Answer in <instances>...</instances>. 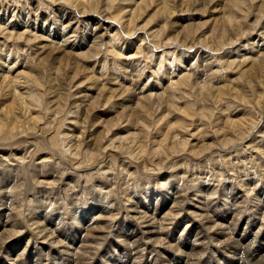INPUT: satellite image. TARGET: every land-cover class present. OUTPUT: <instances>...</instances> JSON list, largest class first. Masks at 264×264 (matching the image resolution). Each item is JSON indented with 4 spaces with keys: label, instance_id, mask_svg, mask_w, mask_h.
Listing matches in <instances>:
<instances>
[{
    "label": "bare ground",
    "instance_id": "1",
    "mask_svg": "<svg viewBox=\"0 0 264 264\" xmlns=\"http://www.w3.org/2000/svg\"><path fill=\"white\" fill-rule=\"evenodd\" d=\"M200 1L37 0L36 2L39 5L47 7L51 6L52 9H54L53 7H61L62 5H64L65 7V5H68L70 7H74L75 13H77L78 15H82L83 17H91L93 13H98L99 16H104L105 18L109 16L107 18V21L111 20V22H107V26H109V24H112L115 25V27H110L107 29L106 33L108 36L106 38V41L102 40L104 34H102V32L100 31H97V28H95L94 31L90 28L92 33L88 32L84 35V38L87 37L88 39L89 37L90 39H93L91 48L94 47V50H96L98 54L102 51L103 48H106L117 58L123 56L126 53V50H137L136 45L131 42L132 39L122 36L121 33H123L124 31L129 36L131 34L134 35L135 33H137V31H143L145 32V35H147L146 32H149L148 36L152 40V42H150L151 44L153 43L156 46L159 43H162L163 38H165L166 42L163 47H170L173 43L177 42L178 46L181 45L179 46L181 49L182 45H184V47L187 46L188 39L192 38L193 42L195 40L196 44H198L200 48H205L206 51H203L204 55L211 54L210 58H212L214 61L219 58L217 60L218 62L215 61L216 65L214 68L215 71L213 73L215 76L221 75L223 67L227 66L228 68L233 69L232 65L227 64V61L224 60L231 54L228 52V50H233V53L236 51V53L238 54L237 56L233 54V57L236 59V61L240 59L241 63L237 68L239 70H236L240 76H243V78L245 75L251 76V72L255 71H257L258 73L260 72L262 73V75H264V64L262 65V63L264 62V43H262V41H254L251 43L248 42L247 44L245 43L243 48H245L246 54L241 56L239 54L242 52V46H238L239 48L235 49V38L233 41L232 32L229 29L230 26L234 27L238 24V26L241 27L242 30V25H239V17H242V14H245L243 12L246 4L248 3V0H222V3L219 2L217 5H214L212 7L213 10L211 8V10L208 9V7L203 8ZM215 1L217 2V0H214V2ZM254 1L256 2L257 0ZM259 1L264 3V0ZM9 2L16 4L22 3L21 0H12ZM29 2L31 4L30 0ZM126 2L130 3L126 4ZM198 2H200L201 5H197ZM209 3H211V1ZM19 7L24 8V10L27 9L23 6ZM191 7L194 9L197 8L201 16L209 13L207 15L208 20L202 22L201 19H199V21L192 22L189 21V19L186 20L188 16L185 17L183 14H181L180 16L182 19L179 18L175 20V17H178L176 16L177 11H189ZM125 8H131V10H127ZM188 8L190 9L187 10ZM258 8L259 12L261 9H264L263 6H259ZM152 10H156L154 16ZM236 11L238 12L236 13ZM245 16L246 18H248L251 16V14L248 13ZM261 17L262 15H259L256 12L254 13V18H256V21L254 29L251 31L256 30L255 28L260 26L259 19ZM18 20L24 22V20L22 19L18 18ZM90 21L82 22L83 24H86V27H88ZM113 21H115V24ZM9 22H7L3 26L0 19V34L6 37V34L9 33L7 38L11 40L15 39L16 43L24 40V35L28 30L22 31V33H16L14 31L15 24L12 29H10V27H12V25L10 24L18 21L15 20L11 23ZM25 24L26 29L31 27V25H29L28 23ZM120 28L122 29L121 31ZM114 31H116V34H113ZM235 32L237 33V31ZM143 35L141 36V41H145L146 37ZM244 35H246V33ZM263 36L262 40L264 39ZM40 37H38V39L36 40L38 41L43 39ZM238 39L236 40L238 41ZM240 40L242 41V39ZM32 41L33 39H27L28 44ZM101 41L104 43H102ZM193 42L190 43V45H193ZM141 46H139L138 48L140 49ZM172 50H174V48ZM172 50L171 52L168 50L166 54L161 53L160 58L157 59V61H160L159 64L162 66L164 63H168L166 65L163 77H161L162 68H153L154 66H152L149 78H153V82L149 83V87H147L148 95L146 96V94L144 93L145 100L142 98L144 94L141 95L142 97H140L139 94H132L134 95L132 98H125V100L123 101V98H121V93L123 91L119 90V88L114 89L112 86H109V88H107V86L104 84H102L103 88H101V85H98V83L102 79V76H98L99 74L91 75L88 69H82L80 66L75 65L74 62V66H71L73 64L72 62L70 64V61L68 62V56L70 57V59H73L77 55L69 54L71 52L65 51V49L61 46H51L50 44H44L40 48H37V50L35 51L36 53L32 57L33 60H36V65L40 68V70H36L32 67L29 68V65H32L33 62L31 60L29 61L28 56V58L25 56H20V45L17 46L16 54H14V57H16L17 59L13 62L11 61L13 53L12 47L11 49H6L3 48V46H0V204L2 206H4L5 202L8 201H10V206L8 205L9 207L14 206L15 202L12 201L13 198L18 197V199H20L19 195H21L20 193H22V189L19 190L18 188L14 190V188L17 185H20L18 180L19 177L17 178V173L19 170L21 171L23 169L24 162L26 160L23 155L21 156V154H23L22 152H17V150L14 151L11 147H16L20 144H26V139H37L36 145L40 143L42 144V142H44L47 146V154H42V161L38 162L39 164L34 165L32 176L36 181V187L32 189L31 192L33 198L28 201V208H34L33 212H35L34 215H32L33 213L30 212L29 215H31L32 218L28 222L30 223V230H32V228L33 230H35L36 238H33L34 240L32 241H34V243H31L30 239H32V236H20L21 241L16 242L15 245L11 244L8 249L5 248L6 250H4V252H6V254L11 257H15L17 261H20V264H42L44 262L46 264H53L54 262H56V264H66V262L69 263V260L67 258L64 259L60 256L62 252L50 253L49 250V252H46L48 248H44V252L38 249L37 236L39 237L43 233H45V235L42 237L43 240L46 241L48 238L51 239L48 247L52 248L61 244L63 245L65 251L67 250V252L63 253H68L71 247L75 246L76 242L82 239V247L85 250V252L83 253L87 254L88 249L84 246V244L88 242L87 235L90 233V231L93 232V230L90 229H98L99 234L101 231H106V235H97V238L92 239L93 241H91L92 243L90 242L91 244H95L96 248L97 246L98 248H100L104 243H106V240L108 239V236L112 230L110 222L114 221L116 217L112 213H110L111 210H108L104 206L99 207L96 204L79 213L80 215H78V219L73 222V226L71 227V233L73 234L72 236H69L64 231H62V229L60 228L62 225L59 224L60 222L56 227L54 225H51V223L49 222V214H47L46 212L47 209L55 208L57 206V199L55 198V195L58 194L61 197V193H63L65 201H67L68 205L71 207L75 205L76 202L78 203L77 196H79L81 190H89V188H91L93 195H98L99 198L101 197V199H99L100 202L107 203L108 200H111L109 204L110 206H114L113 203L117 205L119 202H121L122 205L119 208V211H121L122 208L128 210V204L132 202L134 197H132V194L128 192L127 188L122 193L123 198H117L115 188L117 186L118 180L117 177H112L111 179H109L110 176H113L112 171L115 170V168L112 166V164H109V162L105 164L104 158L107 155L108 158L114 157L113 160L115 162H118V155L120 153L122 154V161L118 166L120 167L119 170H121L120 175L122 176H120V180L122 182L125 180L127 182L128 180H130V177H136L137 174L132 172L133 168H131L130 166L133 165L136 171L138 170L140 174H144L146 178L145 180L148 181L149 178L153 177L157 178V181L154 182L152 186L159 185L160 183L165 188V191L163 192L169 194L172 192V203L174 204V209H169L167 212H165L164 219L159 220L155 215L156 213L148 215L149 211H147L146 207L144 206L145 204L143 205L141 201L134 202L129 205V214H132L126 217L127 219L133 221L134 225L133 222H131L132 225L129 223L127 225L126 232L124 231L123 245H125L127 248L125 247L123 248V250L120 249V260L122 259L123 261L124 258H127L129 262H131L130 264H140L142 258L145 257L144 250L146 248L142 249V247L146 246L147 243L145 242V244L143 242V245H139L140 240H147L148 243H151L150 248H153L155 244H160V246H162L169 243V241L160 242L161 235H159V233L162 232L157 233L155 232V230L160 228L164 231L165 228H167V226H164V223L165 221H168V218H172V220H175L182 211L188 212L192 210V205L189 206V204H187V198H184L181 195V191L184 192L186 190L176 189V191H174L171 187L173 184H179V182H183L185 184V175L189 174V172L186 171L185 168L189 167L190 163L195 164L192 166L190 174V189L193 190V194L191 195L201 196L203 195V193H206L202 198L205 199V197H210L217 194L216 190L214 191L213 189L212 191L209 187L211 181L215 180V174H219L222 172V169L220 168L222 166L221 158L226 159V164H228L229 167L233 169L232 172L230 171L231 173H233V177L231 178L234 179L232 180H234L235 182L238 181L239 186L241 188H245L244 191L248 194V196L253 195V191H255L257 185H253L251 182L245 183L246 180L243 179L239 180L242 177L247 178V176H249L247 175V173H244V165L240 164L242 162H240V160L242 157H246V155H244L245 148L255 151L256 154L260 152L258 154L260 156H264V148L262 149V147L260 146V141L256 142L252 139L255 132L264 131V129H262L264 128V122H262V117H264L263 112L257 115L258 117H256V111L261 108L256 107L255 110L251 109L257 102H254L250 98L249 95L251 94L248 95L241 89V87L236 84V82L238 81L236 79L229 80L228 85H211L212 87L203 85L201 87V90L208 89L210 94L211 92L216 93V95H213L216 105L213 104L214 102L206 103L195 109L192 108V106H190L187 102H181L183 101L181 100L182 97L176 94L177 91L175 93V90L180 86L179 84L187 85L189 83L190 79H186L183 76L181 77L184 70L180 67V65L184 64L183 58L184 56H187L188 53L182 52L177 56L175 54V50L174 52H172ZM213 50L215 51L213 52ZM88 52H86L87 55H89ZM92 52L93 51H91V53ZM32 53L29 55H32ZM148 53H150V50H148L146 54L148 55ZM86 54L85 56H87ZM95 54L96 53H94V55ZM20 57L25 58L22 59L24 61L23 64H21L23 66L21 68H25V70L17 73L16 66L18 62L21 61L19 59ZM89 57L91 58L92 55H90ZM199 58L202 59L203 57L196 56L193 58V60L190 61L188 65L190 67L185 74L189 75V73L192 72V69L196 67L194 66V61ZM203 61H206L207 63V61H209V58L205 57V60ZM193 63L194 65L192 67ZM41 68L48 70L46 77L44 76ZM69 69L73 70L74 72L73 79H76L78 75H85L83 76L82 81L79 80L80 82L78 84L76 83V89L81 90L82 88H84L83 93H81L80 95L76 96V93L72 95L68 92H64V89H62L61 87V83H58V80L55 77L56 75H61L65 78L68 77L69 75H67V72L69 71ZM202 72L204 71L202 70ZM130 73H128L130 74L128 76L126 74V77L124 75V79L132 80L137 72L135 74H132V72L130 71ZM176 73L178 74L177 76L180 77V80H174L175 78L172 75ZM115 80L117 81V78ZM102 82L104 81L102 80ZM73 83L74 82H72V84ZM131 83L133 82L131 81ZM253 84L250 85L252 86ZM92 87H99L100 89L95 88L94 90ZM253 87L256 88L255 86ZM213 88L214 90H212ZM91 90L93 91L91 92ZM97 91L99 92V95L97 94ZM127 92L129 93V90H127ZM257 92L258 91H255L253 92V94L256 93V96L259 97ZM261 96H263V94H261ZM102 100H104V102ZM214 106L216 107L214 108ZM240 107H242V109H239L238 113L236 109ZM69 108H71L70 113L73 114V117L70 119L72 120V126L67 127V129L65 130H62L63 127H61L60 129L55 128V130H52V132L51 129H53V126L50 125L51 121L47 120L48 117L50 120V118H54L52 116H56L57 114L59 115L61 112H66L69 110ZM77 110H80V112ZM234 110H236L237 112L234 113ZM98 111L101 114L96 116L95 113ZM112 114L115 115L111 116ZM96 128L98 129V131H96ZM262 134L264 136V132ZM37 147L38 149L41 148L40 146ZM10 149L11 151H9ZM26 151L23 152L27 154L28 152ZM118 152L120 153L118 154ZM222 153H224L225 155L222 156ZM55 154L58 156L57 160L53 159L56 157L54 156ZM246 154L248 155V153ZM35 155L36 153H34L33 156L35 157ZM233 155H235V161L233 160ZM203 157L204 159H206V161H208V163L206 162L207 164H209L210 162L212 165H214L212 169L208 168L209 171L207 172L201 171L202 169L200 170L201 165H203L204 163L200 162ZM245 157L244 159L246 160L247 157ZM248 159L250 158L248 157ZM62 162H64V165L63 167H60ZM114 164L116 165V163ZM40 165H42V167L44 165H46V167L48 166L49 168L47 172L51 171V169L53 168L52 170H54L55 172L59 173V171L62 170V172L69 174L70 183L66 184V182L64 184V182L62 181V177H60L59 179L58 177L55 178L54 175V180L52 182H49V180L41 181ZM204 165L203 168L207 167ZM246 166L247 165H245V167ZM260 167L261 169H264L263 162ZM261 169L258 173L256 171L250 173L252 175L259 174L258 178L263 179L264 170L262 171ZM216 170H218V173L214 172ZM65 173H61L62 176H64ZM204 175L206 176L204 177ZM220 176V182H224L225 177H223V175ZM126 182H123L124 187L126 186L125 184H127ZM62 184H64V186L66 187H62ZM142 184H144L142 190L145 189L144 191L148 192L146 190L148 189V182H143ZM13 185L15 186L13 187ZM230 185H232V183ZM235 186L237 185H235L234 183V185H232V187L230 188L235 190ZM48 191L50 192L47 195ZM138 191L139 190H137L136 188L133 190V192ZM226 191H229V188L223 189V192L221 194L223 198H227V194H231H226ZM71 192L73 193L71 194ZM51 193H55V195L53 196V194L51 195ZM87 195H89V193H87ZM255 195L258 196L259 194L256 193ZM46 196H48V198ZM242 196V198L247 199L245 197L246 195ZM157 198H154L152 201H155ZM253 198L257 199L254 196ZM209 200L210 199H208V201ZM149 201L151 202V200ZM252 203L255 205V203L259 204L261 203V201L253 200ZM167 204L168 201H164V203H162L160 207L157 208L163 209V206ZM76 206L74 208V211L72 212L73 214H77L79 211V208ZM204 206L205 208H209L208 205ZM193 207H196L195 209L197 210L201 209V206L200 208L197 206ZM43 208L44 210H41ZM97 210L99 211V213H102L98 217L100 219L104 217V212H106V210L109 212L110 216L107 217L106 224L102 225L101 227L96 226V228L92 225L94 222V216L88 218L87 215L89 213L92 214ZM197 210L192 211V214L197 215ZM235 211L237 213H242L238 209H235ZM259 212L262 218H257ZM228 216V213L224 216L221 215V217L216 216L218 220L214 221L212 223L214 225H211L208 230L214 229L216 226L220 227L221 229L223 227L222 222L229 220ZM253 217L254 218L252 220H248V223H251V228L259 230V232H256L255 235H253V230L247 229L243 232V240H236L234 238L235 229H231V227L227 228V230H229L228 233H226L225 231H222L220 233V235L223 234V237L227 236V239L224 240L225 242H221V244H224V247H222V249L220 248L217 251V249L214 248V250L211 251L214 254L219 252L217 259H214L213 256L203 258L204 252L199 251L200 253H197L196 249H205L203 247V244L199 245L197 243V239L194 242H188L186 240L180 241L179 239V241L175 243V245L173 243L172 245L170 244L171 247L169 248V251L175 250V252L180 253V258H178L177 264H179V260L181 259L183 260V263L186 262V264H222V261H220L221 256L228 258L230 260V264H242V257L245 251H247V253L249 254V264H264V207L262 206V208H259L258 205L256 213ZM5 218L7 220H10V222L7 221L5 223V221H3V223L0 224V244L2 245H4L12 236H17L18 234L23 232L24 228L21 224H19L15 216L13 217V215L6 214ZM188 218L190 217L187 216V219ZM206 219H208V217H206ZM240 219L241 218H237V220L233 222L234 225L238 224L237 222H240ZM220 220L222 222L217 223L220 222ZM143 224L145 225V229L141 227ZM6 225L10 226L11 230H9L12 231V235L9 236V238L5 237L1 239L4 234H8L10 232L7 229L8 227ZM129 225H131L132 228H130ZM135 227L136 232L134 234L133 232L135 231ZM198 235L199 234L197 233V236ZM153 236H157V238H154V241L157 239L154 243L152 240ZM209 238V236L203 237L204 240ZM200 240L201 239L199 238L198 241L200 242ZM23 241H25V243L27 242V245L26 248L22 250V252L21 243ZM186 247L188 249H191L190 253H187V251H185ZM112 248L116 247L112 246ZM78 251L82 252L83 250L79 249ZM153 252L154 250H152V253ZM71 254H74V257L75 255L76 257L80 256L78 255V252H72ZM114 258L115 256L113 257L112 255L111 258L106 261H102L101 264L110 263ZM144 264L151 263L145 261Z\"/></svg>",
    "mask_w": 264,
    "mask_h": 264
},
{
    "label": "rangeland",
    "instance_id": "2",
    "mask_svg": "<svg viewBox=\"0 0 264 264\" xmlns=\"http://www.w3.org/2000/svg\"><path fill=\"white\" fill-rule=\"evenodd\" d=\"M9 1H12V0H0V8L1 7L3 8V9L2 8L0 9V19H1L2 25L4 26L9 21H10L9 23H11L12 21L17 20L18 22H15V23L13 22V23L10 24V25H12V27H10V29H12L14 24H15V30L14 31L16 33H19V32L22 33V31L28 30L27 33H25V35H24L25 39L22 40L21 42H18V43L15 42V39L11 40V39L7 38L9 33L5 32V33H7L6 37L3 36L2 34H0V46H3V48H6V49H11V47H12V49H13L12 59H11L12 62L17 59L16 57H14V54H16L17 46L20 45L21 46V51H24V52L19 51L20 56H25V57L28 56L29 57V61L31 60L33 62L32 65H29L30 66L29 68L32 67V68H34L36 70H40V68L36 65V60L35 59L33 60V57H32L36 53L35 51L37 50V48H40L44 44H47V45L50 44L51 46L52 45L61 46V47H63L65 49V51L71 52L69 54H71V55L76 54L79 57L78 58L77 56L76 57L73 56L74 58L70 59V57L68 56V59H67L68 62L70 61L69 63L71 64V62H72V64H73L71 66H74V63H75V65L80 66L82 69H84V68L88 69L89 73L91 75H93V74L94 75H98L99 74L98 76H102V79L98 83V85L100 84L101 88H103L102 84L106 85L107 88H109V86H112L114 89L115 88L116 89L119 88V90L123 91V92L121 91L122 92L121 93L122 94L121 98H123V101H124L125 98H129V97L132 98L136 94H139L140 97H142L141 95H143L144 93L146 94V96L148 95V91H147L148 88L147 87H149V83L153 82V80H152L153 78L152 79L149 78V74L151 72L152 66H154L153 68H155V67L156 68H160L161 67L162 68V74H161L162 76L161 77H163L166 65L168 63L167 64L164 63L163 66H162V65L159 64L160 61H157V59L160 58V54L161 53L166 54L168 50L171 52V50L174 48V50L176 52L175 54L177 56L180 55L182 52L188 53L187 56H184V58H183L184 64L180 65V67H181V69L184 70L182 75H181V77L183 76L186 79H190L189 83L187 85L179 84L180 88L177 87L176 90H175V93L177 91L176 94H178L180 97H182L181 100H183V101H181V102H187L190 106H192V108H195V109L199 108L200 106H202L203 104H206V103H213L214 102L213 104L216 105L215 104V99H214V96H213V95H216V93L211 92V94H210L208 89L201 90V87L203 85L208 86V87H212L213 85L214 86L215 85H224V84L228 85L229 84L228 83L229 80L236 79V80H238L236 82V84L239 87H241V89L243 91H245L248 95L251 94V95H249L250 98L254 102H257L256 104H254L255 106H253V108H251V109L255 110L256 107H260L261 108V109H258L256 111L257 112L256 113V117H258L257 115H259L262 112L264 114V111H263L264 110V105H263L264 102H262V101H264V84H263L264 83V75H262V73H260V72L258 73L257 71H255V72H251L252 74L250 73L251 76L245 75L244 78H243V76H240L239 73H237V71H236V70H239L237 68L240 66V63H241L240 59H238V61H236V59L233 57V54L236 55V56L238 55L236 53V51L233 53V50H230V51L228 50V52L231 53L232 55L230 54L228 56L229 58L227 57L226 59H224V60L227 61V64H231L232 65L233 69L232 68H228L227 66H226L227 68L223 67V70L221 71V75L215 76L213 74L214 71H215L214 68H215L216 62H218L217 60L219 58L217 60H215L216 61L215 62L212 58H210L211 54L204 55L203 51H206L205 48H203L204 50L202 48H200L199 45L196 44L195 40L193 42L192 38H190L191 40L188 39V45L185 46L186 48L184 47V45H182V48L184 47L185 49L184 48L180 49L179 46H181V45L178 46L177 42L173 43L170 47H167V46L163 47V45L166 42L165 38H163V42L159 43L157 46L154 45L153 43L151 44L152 40L148 36L149 32H146L147 35H145V32L137 31V33H135L134 35L131 34L132 35V37H131V35L128 36L123 31L124 34L121 33L122 36L132 39L131 42L136 45L137 50H126V53L123 56L116 58V56L114 54L110 53L109 50L106 49V48H103L102 51L98 54V52L96 50H94V47L91 48V43H92L93 39H90L89 37H88V39H87V37L84 38V35L87 34L88 32L90 33L91 29H93V31H94V29L97 28V31H100V32H102V34H104L102 40L106 41V38L108 36L107 33H106L107 29L110 28V27L111 28L115 27V25H112V24H109V26H107L108 23L111 22V20L107 21V18L109 16L107 18H105L104 16L103 17L99 16L98 13L97 14L93 13V15H91V17L90 16H87V17L84 16L83 17L82 15H78L77 13H75V8L74 7H70L68 5H65V7H64V5H62L61 7L60 6L53 7L54 9H52L51 6L47 7V6L39 5L36 2L37 0H30L31 4H30L29 0L28 1L21 0L22 1L21 4H19V3L16 4V3H12L11 2L14 5H12ZM208 1L209 2L211 1V3H209ZM200 2L202 3V7L203 8H205V7L207 8L208 7V9L211 8L213 10L212 7L214 5H217L219 2L222 3V0L221 1L217 0V2L216 1L214 2V0H206V1L205 0H201ZM200 2H198L197 5H199V4L201 5ZM129 3L130 2H126V4H129ZM18 5L19 6H23V7L27 8V9L24 10V8H22V7L20 8ZM257 6L258 7L259 6H263V8H264V3L260 2L259 0H257L256 2L254 0H248V3L246 4V6L244 8V12L242 10V12L245 13V14H242V17H239V22L241 23V24L239 23V25H242V30L245 31V32H243L241 30V27H239L238 24L235 25L234 27L233 26L229 27L230 31L232 32L233 41H234V38H235V41H234V44L236 46L235 49L239 48L238 46H242V48H241L242 52L239 54L241 56L246 54V50H245V48H243L245 43L247 44L248 42L251 43V42H254V41H262V43H264V39L262 40V36H263V33H264V9H261L260 12H259L258 11L259 8ZM14 7H16V8H14ZM35 8H37V9H35ZM125 9L131 10V8H125ZM189 9L190 8H188L187 10H189ZM155 11L156 10H152L153 16L155 14ZM28 12H29V14H28ZM237 12L238 11H236V13ZM255 12L258 13L259 15H262V17L259 19V22H260V26H258L259 28L257 27V28H255L256 30L251 31V30L254 29V26H255V21H256V18H254V13ZM248 13H250L251 16L246 18L245 15L248 14ZM181 14H183L185 17L188 16L186 18V20L189 19V21L195 22V21H199V19H201V21L204 22V21L208 20V16L207 15L209 13L205 14L204 16H201V14L197 10V8L194 9V8L191 7V9L189 11H185V10L184 11L183 10H181V11L179 10V12L177 11L176 16H178V17H175V20H177L179 18L182 19L180 17ZM243 16H245V17H243ZM18 18L24 20V22L23 21H19ZM60 20L63 22V24H62V22ZM82 21H90L89 25L87 24L88 27H86V24H83ZM113 22L115 24V21H113ZM25 23H28L29 25H31V27L26 29L25 28V25H26ZM86 23H88V22H86ZM235 28H237V29H235ZM121 30L122 29L120 28V31ZM235 31H237V33ZM114 32H113V34H116V31H114ZM235 33H236V35H235ZM243 33L244 34L246 33V35H244ZM237 34H239V35H237ZM1 35H2V37H1ZM142 35L147 38V40L145 38L146 42L145 41H141V36ZM236 36H238V37H236ZM38 37L43 38V39L37 41L36 39H38ZM29 38L31 40L33 39V41L28 44L27 39H29ZM236 39H238V41ZM240 39H242V41ZM192 42H193V45L192 44L190 45V43H192ZM102 43H104V42H102ZM39 45H41V46H39ZM139 46H141L142 49L141 48L139 49L138 48ZM89 49H92V50H89ZM95 49H96V47H95ZM143 49H145L147 52H148V50H150V53H148V55H147L146 54L147 52L145 50H143ZM174 50H172V52H174ZM72 51H73V54H72ZM88 51H90V52H88ZM91 51H93L96 54L94 55V53L93 52L91 53ZM136 51H138V52H136ZM214 51L215 50H213V52ZM86 52H88L89 55H87ZM248 52H249V50H248ZM31 53H32V55H29ZM84 53L87 56H85ZM90 55H92L91 58L89 57ZM157 56H159V57H157ZM196 56L203 57V58L202 59L201 58L196 59L194 61L195 65L193 63L192 67L194 65L197 68L194 67L192 69V67H191L192 72L189 73V75L185 74V73H187L186 71H188V69L190 67V66H188L190 61L193 60V58L196 57ZM205 57L209 58V61H207V63H206V61H203V60H205ZM19 59L21 61L18 62L17 66H16V72L17 73H20V72L25 70V68H21V67H23L21 64H23V61H24L22 59H25V58L20 57ZM67 60H66V63H67ZM263 64H264V62L262 63V65ZM205 66H206V68H205ZM200 68H201V70H200ZM202 70L204 72H202ZM42 71H43L44 76L46 77L48 70L43 68ZM130 71L132 72V74H135L137 72L135 74V77L132 78V80L124 79V75L126 77V74H127V76L131 74ZM128 73H130V74H128ZM67 75H69L68 76L69 79H68V77H66V78L62 77L61 75H56L55 76L57 78V80H58V83H61V87H62V89H64V92H66V93L68 92L69 94H72V95L74 93H76V96L80 95L81 93H83L84 88L79 90V89H76V86H77V84L80 81H82L83 76H85V75H83V74L82 75H78V77H76V79H73L74 78L73 77L74 72H73V70H70V69L67 72ZM177 75H178L177 73L172 75L175 78L174 79L175 81L178 80V79L180 80V77H178ZM114 78L115 79L117 78V81ZM122 79H124V80H122ZM134 79H135V81H134ZM250 79H252L254 81H252ZM69 80H70V82H69ZM102 80L104 82H102ZM260 80H261V82H260ZM131 81L133 83H131ZM72 82H74V83L72 84ZM112 83L116 84V85H113ZM247 83L249 85L250 84H253V85L249 86ZM193 85H194V87H193ZM253 86H255L256 88H254ZM92 88L95 90V88H99V87H95V88L92 87ZM192 89H193V93H192ZM127 90H129V93L127 92ZM183 90H184V92H183ZM212 90H214V88ZM252 90H254V91H252ZM92 91L93 90H91V92ZM255 91H258L257 93H258L259 97L256 96L257 95L256 93L253 94V92H255ZM135 92H138V93H135ZM201 92H202L203 95L201 94ZM77 93H79V94H77ZM97 94L99 95V92ZM132 94H134V95H132ZM145 94L142 97L144 100H145ZM192 94H193V96H192ZM261 94H263V96H261ZM130 95H132V96H130ZM188 95H189V97H188ZM258 99H259V101H258ZM102 101L104 102V100H102ZM215 107L216 106H214V108ZM239 109L241 110L242 107H240V108H238L236 110L238 111ZM70 110H71V108H69V110L66 111V112H61L59 115L57 114L56 116H52L54 118H50V120H49V117H48L47 120L51 121L50 125L53 126V129H51V131L55 130V128L56 129H58V128L60 129L61 127H63L62 130H65V129H67V127H71L72 126V123H71L72 120H70V119L73 117V114L70 113ZM236 110H234L233 112L234 113L237 112ZM260 110H262V111H260ZM77 111L80 112V110H77ZM238 113H239V111H238ZM100 114L101 113L99 111L95 113L96 116L100 115ZM114 115L115 114H112L111 116H114ZM262 119H263L262 122H264V117H262ZM68 120H70V121H68ZM262 129H264V128H262ZM96 131H98V129ZM263 132L264 131L255 132L253 137H252V139L255 140L256 142L260 141V146L262 147V149L264 148V141H263L264 140L263 139L264 136L262 134ZM36 141H37V139L36 140L26 139V144H24V145L20 144V145H18L16 147H13V146L11 147L14 151L17 150V152H22L23 154H21V156L23 155L25 157V160H26L24 162L23 169L21 171L19 170L18 173H17L18 174L17 178L19 177L18 180H19L20 185H17V186L13 185V187L15 186L14 190H16L18 188H19V190L22 189V193H20L21 195H19L20 199H18V197L17 198H13L12 201L15 202L14 206L9 207L10 206V203H9L10 201L5 202L4 206H2L0 204V224H2L3 221H5V223L7 221L10 222V220H7L5 218L6 214L7 215L10 214V215H13V217L15 216V218L18 220L19 224H21L24 228H23V232H21L17 236H12L11 238H9V236L12 235V231H10L11 230L10 226L6 225L8 227L7 229L8 230L10 229L9 230L10 232L8 234H4V236L1 237V239L5 238V237H8L9 239L7 240V242L4 245L0 244V248L2 247L1 248V253H0V264H20V261H17V259L15 257H11L8 254H6V252H4V250L8 249L11 244L15 245L16 242L21 241L20 240V236H22V237L32 236V239H30L31 243L32 242L34 243V241H32V240H34L33 238H36V232H35V230H33V228H32L33 231L30 230V223L28 222L32 218V216L29 215L30 212L33 213L32 215H34L35 212H33L34 208H32V207H31V209L28 208V205H29L28 201L33 198L32 195H31L32 194L31 192H32V189H34L36 187L35 186L36 185V181H35L34 177L32 176L34 165L39 164L38 162L42 161V159H41L42 158L41 157L42 154H45V153L47 154L46 143L42 142V144L40 143V144L36 145L37 144ZM37 146H40L41 148L38 149ZM9 151H11V149ZM23 151H26L28 153L25 154ZM34 153H36L35 157L33 156ZM119 153L120 152H118V154ZM246 153H248V155ZM258 153H260V152H258ZM257 154H256L255 151H252L251 149L248 150V148H245L244 149V155H246L247 158L245 156L244 157L246 158L247 163H246V160L244 159V157H242L241 160H240V162L241 161L242 162L241 163L239 162L240 164L244 165V173H247V175H249V176H247V178H243L242 177L239 180L243 179V180H246L245 183H250L251 182L253 185L254 184L257 185V187H256L257 189L255 188V191H253V195H249V196H248L247 193H245V191H244L245 188H241L239 186L238 181L235 182L234 180H232V179H234V178H231V177H233V173H231L233 171V169L230 168L228 164H226V159H222V158H221L222 166L220 167L222 169V172L219 173V174H215V180L211 181L210 187H209L212 191H213V189H214V191L216 190L217 194L213 195V196H210V197H205V199H202V198L204 197L203 195H205L206 193H203V195H201V196L200 195L199 196L191 195V194H193V190L190 189V180H191L190 174H191V168L195 164L190 163L189 164L190 168L189 167L185 168L186 171L189 172V174L185 175V180H186L187 183L185 182V184H184L183 182H179V184H175V185L173 184L171 187H172V190H174V191H176V189L177 190H180V189L181 190H183V189L186 190L184 192L181 191V195L184 198L185 197L187 198V204H189V206L192 205L191 206L192 210L188 211L189 213L185 212V211H182L180 213V215L177 217V219H175V220H172V218H168V221H165V223L163 221V223L165 224L164 226H167V228H165L164 231L161 230L160 228L155 230V232H157V233L158 232H162V233H159V235H161L160 236V239H161L160 242L169 241V243H167L165 245H162V246H160V244H155L153 248H150L151 243H148L147 240H145V241H143V239L140 240L139 245H143L145 242L147 243L146 246L142 247V249H144V248H146V249L144 250L145 257L142 258V261L140 262V264H144L145 261L150 262L151 264H177V262H178L177 260H178V258H180V253L175 252V250H170L169 251V248L171 247L172 243L175 245V243H177L179 241V239H180V241L186 240L188 242H194L197 239V243L199 245L203 244V247L205 248L204 250L203 249H196L197 253L204 252L203 253V258H206L208 256L209 257L213 256L214 259H217L218 255H219V252L214 254L211 251L214 250V248H216L217 251H218L220 248L222 249V247H224V244H221V242H225L224 240L227 239V236L223 237V234L220 235V233L222 231H225L226 233H228L229 230H227V228H230V227H231V229L234 228L235 229L234 230V232H235L234 233V238L236 240H241V239L243 240V238H244V236H243L244 230H247V229L253 230L252 231L253 235H255L256 232H259L258 229L251 228V223H248V220H252L254 218L253 216L256 213L257 206L259 205V208H262V206L264 207V187H263L264 178L263 179L258 178L259 174H255V175L251 174V173H253L255 171L257 173L260 172V169H261L260 166H261L262 162H263V165H264V158H263L264 156H260L259 154L258 155ZM113 155H116V154H113ZM221 155L223 156L225 154L222 153ZM54 156H56V157L53 158V159L57 160L58 156L56 154ZM248 157L250 159H248ZM113 158H111V157L108 158V155H107L104 158L105 161L104 160L103 161L105 162V164L109 162V164H112V166L115 168V170L112 171L113 176H110L109 179H111L112 177H117V180L119 182V183L117 182V186L118 187L116 186V188H115L116 189L117 198L122 199L123 198L122 193L127 188H128V192H130V194H132V197H134L132 202H130L128 204V210H126L125 208H122L121 211H119V208L122 205L121 202H119L120 205H119V203L117 205L115 203H113L114 206H110L109 205L111 200H108L107 203L100 202L99 199H101V197L99 198L98 195L97 196L93 195V193L91 191V188H89V190H81V193L79 194V196H77V201H78V203L76 202L77 206L75 204V205H73L71 207L68 205V202L65 201L63 193H61V197L58 194L55 195V193L54 194L51 193V195L52 194H53V196L55 195V198L57 199V204H56L57 206L55 208L47 209V212H46L47 214H49L48 215L50 217L49 222L51 223V225H54L56 227L58 225V223L60 222L59 224L62 225L60 227L62 229V231H64L67 235L72 236L73 234L71 233V227L73 226V222H75L76 219H78V215H80L79 213H81L83 210H85L87 208H90L91 206L96 205V204L99 207L100 206H104L108 210H111L110 213H112L116 217L114 221L110 222V225L112 226V230H111V232H110V234L108 236V239L106 240V243H104L105 245L103 244L100 248H98V246L96 248V245L95 244H91L92 243L91 241H93L92 239L97 238L98 237L97 235H106V231H104V232L101 231L100 234H99L98 233V231H99L98 229L97 230L90 229V230H93V232L90 231V233L87 235V241L88 242L84 244V246L87 247V249H88L87 250V252H88L87 254L83 253V252H85V250L82 247V245H83L81 243L82 239L78 240V242H76L75 246H72L68 253H63V252H67V250L65 251L63 245H61V244L58 245V246L49 248L48 246H49V242L51 241V239L48 238L46 241L42 239V237L45 235V233H43L39 237L37 236V247H38L39 250L44 252V248L45 249L48 248L46 252H49V251H50V253L62 252L60 254V256L62 258H64V259L67 258L69 260V263H67L65 261L66 264H101L102 261L108 260L109 258L112 257V255H113V257L115 256V258L113 259L114 261L112 260L110 263H107V264H130L131 263V262H129V260L127 258H124L123 261H122V259L120 260V249L123 250V248L126 247L125 245H123L124 231L126 232L127 225L129 223L131 224V222H133L130 219H127L128 215L132 214V213L129 214L130 213L129 205H131L134 202H138V201L140 202L141 201V203L143 205L145 204L144 206L146 207L147 211H149L148 215H151L152 213H156L155 215L157 216V218L159 220L160 219H164V213L167 212L169 209H174V204L172 203V192L170 194L163 192V191H165V188L160 183H159V185L152 186V184L157 181V178L153 177V178H149L148 181L145 180L146 178H145L144 174L143 173L140 174L138 172V170L136 171L134 169L133 165H130L131 168H133L132 172L136 173L137 175H136L135 178L134 177L133 178L130 177V180H128L127 182H126V180L123 181V182L127 183V184H125L126 186L124 187L123 182L120 180L121 179L120 176H122V175H120V171L121 170H119L120 167H118L121 164V161H122V154L120 153L118 155V158H117L118 162H115L113 160ZM233 160L234 161L236 160L235 155H233ZM248 160H249V162H248ZM32 161H34L35 163L32 162ZM200 162H202V163L204 162L203 165L206 162L208 163V161H206V159H204V157L200 160ZM114 163H116V165ZM207 163L204 165V166H207V167L203 168V165H201V168H200V170L202 169L201 171L207 172V171H209V169H212L214 167V165H212L210 162H209V164H207ZM31 164H32V166H31ZM63 165H64V162L61 163L60 167H63ZM245 165H247V166L245 167ZM40 166H41L40 167L41 169L40 168L39 169L41 170V173H40L41 181L42 180H45V181L49 180V182H52L54 180V178H53V175H54L55 178L58 177L60 179V177H62V181L64 182V184L66 182H67L66 184L70 183L69 174H67L65 172H62V170L59 171V173H58V172H55L54 170H52L53 169L52 168L51 171L47 172V170L49 168L48 166L47 167H46V165H44L43 167H42V165H40ZM261 170L263 171L264 169H261ZM214 172L218 173V170H216ZM61 173H65L64 176H62ZM220 175H223V177H225V181L224 182H220V180H219V178H221ZM205 176L206 175H204V177ZM118 177H119V179H118ZM142 181L146 182V183L148 182V185H147L148 189H146L148 192H145L144 191L145 189L142 190V187L144 185V184H142L143 183ZM216 181H219V182H216ZM188 183H189V185H188ZM231 183H232V185H234V183H235V185H237V186L234 187L235 190L230 188V187H232V185H230ZM257 183H259V184H257ZM64 184H62V187H66V186H64ZM224 185H227V186H224ZM133 186H134V188H133ZM82 187H83V185H82ZM135 188L137 190H139V191L138 192H133V190ZM225 188L226 189L229 188V191H226V194L227 193H231L229 195L227 194V198H223L222 195H221L222 192H223V189H225ZM14 190H12V191H14ZM49 192L50 191L47 192V195H48ZM72 193L73 192H71V194ZM87 193H89V195H87ZM256 193L259 194V195L256 196L255 195ZM242 195H244V196L246 195L245 197L247 199L242 198L243 197ZM253 196L256 197L257 199L253 198ZM46 197L48 198V196H46ZM154 198H157V199L155 201H152ZM208 199H210V200L208 201ZM21 200H22V202H21ZM149 200H151V202ZM253 200L254 201L255 200H260L261 203H259V204L255 203V205H254L252 203ZM164 201L165 202L168 201V204L163 206V209L165 207L166 208L164 210L160 209V208L158 209L157 207H160V205L162 203H164ZM152 202H153V204H152ZM204 205H208L209 208H207V207L205 208ZM75 206L79 208V211H78L77 214H73L72 213L74 211ZM193 206H197L199 208L201 206V209L197 210V209H195L196 207L194 208ZM156 208H157V210H156ZM176 208H178V207H176ZM53 209H55V210H53ZM206 209H208V210H206ZM235 209H238L242 213H237L235 211ZM41 210H44V208L41 209ZM196 210H197V215L196 214H192V211H196ZM22 212H23V214H22ZM227 213L229 215L228 216V219H229L228 221L222 222L220 220V222H217V223H221V222L223 223V227L221 229H220V227L216 226L214 229L208 230V228L211 225H214L212 223L214 221L218 220V218L216 216L221 217V215L224 216V215H227ZM92 214L89 213L87 215V217L91 218V217L94 216L93 217L94 218L93 219L94 222L92 224L94 227H96V226L97 227H101L102 225L106 224V222H107L106 219H107V217L110 216L109 212L107 210H106V212H104V217L102 219L98 218L99 215L102 214V213H99L98 210L94 211ZM187 216H189L191 219L190 218L187 219ZM206 217H208V219H206ZM259 217L262 218L261 215H260V212H259V215L257 216V218H259ZM237 218H241L240 222H237L238 224L234 225L233 222L235 220H237ZM209 221H210L211 224L209 223ZM123 222H126V223H123ZM131 225H129L130 228H132ZM133 225H134V222H133ZM143 225L141 227L145 229V225L144 226ZM61 229H60V231H61ZM135 232H136V227H135V231L133 233L135 234ZM197 233L199 234L198 236H197ZM206 236H209L210 240L209 239H205L204 240L203 237H206ZM154 238H157V236H153V238H152L153 243L156 242V240H157L156 239L154 241ZM199 238L201 239L200 242L198 241ZM21 245H22V249H21V251H22L23 249L26 248L27 242L25 243V241H23L21 243ZM112 246H114L116 248H112ZM216 246H218V247H216ZM77 249L78 250L82 249L83 251L80 252ZM152 250H154L153 253H152ZM185 251H187V253H190L191 249H188L186 247ZM72 252L73 253L78 252L79 253L78 255H80V256L76 257V255H75V257H74L73 256L74 254L73 255L71 254ZM161 252H164V253H161ZM92 254H94V255H92ZM211 254H214V255H211ZM247 254H248L247 251H245L244 254H243V257H242V260H243L242 264H249V261H248L249 254H248V256H247ZM72 256H73V258H72ZM221 258H220V261H222V264H230V260L228 258L222 257V256H221ZM185 260H186V258H185ZM42 264H46V263L44 262ZM53 264H56V262H54ZM179 264H186V262L183 263V260L181 259V260H179Z\"/></svg>",
    "mask_w": 264,
    "mask_h": 264
}]
</instances>
